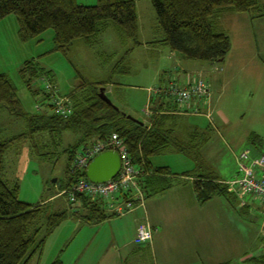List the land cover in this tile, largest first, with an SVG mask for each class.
<instances>
[{
    "label": "rangeland",
    "instance_id": "1",
    "mask_svg": "<svg viewBox=\"0 0 264 264\" xmlns=\"http://www.w3.org/2000/svg\"><path fill=\"white\" fill-rule=\"evenodd\" d=\"M76 1L85 6H93L97 2ZM134 1L138 25L136 41L139 45L131 39L123 40L109 23L90 45L79 39L63 54L55 50L52 29L27 42H21L16 17L9 15L2 19L0 74L7 75L14 84L22 111L27 115L52 112L49 104L53 98H45L50 93L49 81L45 77L35 78L28 88L26 80L19 73L23 64L29 60L36 61L49 72L56 99L67 97L82 81L110 82L105 89L110 101L127 116L141 122H148L145 112L149 100L152 98L156 101L160 97L154 94L155 89L166 87L169 82L184 84L190 79L201 77L210 88L211 98L208 106L202 105L199 114L209 113L210 118L191 113L183 117L185 123L203 132L212 127L205 132L206 142L198 149L205 169L197 173L213 172L226 182L241 178L243 173L239 169L238 160L241 152L249 150L251 158L264 155V96H261L264 94V16L253 19L250 14H224L217 29L226 33L230 39L231 46L225 59L219 63L193 61L172 52L166 45L149 44L162 38V33L156 27L155 11L151 0ZM258 1L264 5V0ZM126 69L128 72H124ZM25 131V117L10 115L5 108L0 107V142ZM187 131V127H178L177 136L185 138ZM252 134L257 135L261 142L253 143L250 140ZM76 139L77 136L69 131H63L61 136L53 138L48 135L35 137L33 142L22 139L9 147L4 155L3 181L9 186H18L21 201L32 205L46 203L49 213L68 211L70 216L47 237L41 256L32 257L28 264H50L55 258L66 264H76L75 260L79 259L80 264H87L84 260L89 257L96 259L106 245L101 236L95 237L97 227L83 225L80 217L83 211L79 209L80 212L74 214L78 206L71 204L62 194L56 195L57 180L63 181L66 175L67 155L61 152ZM44 143L49 147L44 146ZM33 144L38 145L43 153L53 154L43 159L35 154ZM150 161L154 167L166 166L175 174L196 169L192 159L170 148L161 155L151 157ZM190 196L195 201L192 192ZM107 201L109 203L105 209L111 213L114 211L110 205L113 200L108 198ZM241 202L245 205L243 208ZM195 204L196 208L202 210V216L206 214L208 238V256L196 257L194 260L198 264H211L215 261L246 264L243 261L246 257L263 252L264 241L261 239L264 238V206L260 200L250 195L242 201L233 195L230 198L215 195L207 203ZM137 209L135 213L128 211L114 217L120 219L107 223L104 231H116L117 220L122 224L129 214L139 215L145 208ZM143 222L144 219L139 220L140 224ZM120 228L124 232L116 239L115 248L119 249L121 243L129 242L123 254V258H128L137 245L134 244V236L130 237L126 225ZM222 231H233L234 242L238 231V248H234L229 255L212 244L214 239L220 238ZM43 232L40 233L41 237ZM177 254L158 249L155 253L152 250L151 253L146 251L144 262L174 264V261L181 264L186 259H193L183 253ZM212 255L218 258H212Z\"/></svg>",
    "mask_w": 264,
    "mask_h": 264
},
{
    "label": "trees",
    "instance_id": "2",
    "mask_svg": "<svg viewBox=\"0 0 264 264\" xmlns=\"http://www.w3.org/2000/svg\"><path fill=\"white\" fill-rule=\"evenodd\" d=\"M151 4L162 38L149 44L166 45L187 60L217 63L223 62L231 46L228 35L217 29L220 15L225 12L251 14L260 8L258 0H151ZM9 15L16 17L21 42L52 29L55 50L63 54L79 39L90 45L109 23L123 40L131 39L139 45L136 41L138 25L134 0H97L93 6L79 5L76 0H0V21ZM19 73L26 80L28 88L31 80L45 77L51 86L45 98H55L49 72L36 61H26ZM107 84L110 82L82 81L80 86L64 97L68 100L63 104L67 109L66 114L57 111L52 101L49 104L51 113L27 115L21 109L14 84L7 75L0 74V107L10 115L26 119L24 133L0 142V264H28L32 257L41 256L47 237L70 217L68 211L49 213L46 203L32 205L21 201L18 186H9L3 181L4 155L9 147L22 139L33 142L35 137L48 135L53 138L61 136L63 131L77 136L76 141L61 152L67 155L66 175L63 181L57 180L56 195L62 194L71 204L78 206L74 214L79 213V209L83 211L80 216L83 225L98 224L119 216L106 211L105 205L109 202L101 197L82 193L71 200L70 196L73 187L81 179H86L85 170L74 168L77 157L112 134H117L123 141L133 165L142 171L140 186L145 197L159 194L175 183L183 182L181 180L190 179L195 199L201 205L215 195L226 198L233 195L238 199L229 191L226 181L213 172L197 173L205 169L198 149L205 144L206 134L195 128L186 132L185 138L177 136L179 123L176 112L179 109L175 104L164 96L156 101L151 98L149 105L153 115L148 122L140 124L99 97L100 88L105 91ZM250 140L253 143L261 142L254 134ZM33 148L35 154L43 159L53 154L43 153L36 144H33ZM168 148L192 159L196 165L195 171L175 174L168 167H154L151 157L163 154ZM42 230L44 234L41 237ZM245 263L264 264V250L259 255L248 257ZM50 264L64 263L55 258Z\"/></svg>",
    "mask_w": 264,
    "mask_h": 264
},
{
    "label": "crops",
    "instance_id": "3",
    "mask_svg": "<svg viewBox=\"0 0 264 264\" xmlns=\"http://www.w3.org/2000/svg\"><path fill=\"white\" fill-rule=\"evenodd\" d=\"M260 5L262 4L259 3V6ZM262 6L264 7V5ZM226 13L228 12L223 13L217 19V27H218V23H220V19ZM255 13H258V15ZM250 15L252 16L253 19L256 16H261V17L264 16L262 7L260 6L259 10L251 13ZM157 45H161V44L158 43ZM190 81H192V79H190ZM261 96H264V94ZM210 98H211V94H210L207 106L209 105ZM149 108H150V105H149ZM176 113H177L176 115L178 116L177 121L179 123V127H183V126L187 127L189 129V131L187 132H190L191 130L196 128V127L189 126L183 120V117L190 115L189 113H186V112H183V113L176 112ZM193 115H206L207 118H210L209 113L208 114L207 113L193 114ZM149 118L150 117H148V119ZM210 128L212 127H208L205 130V132L210 131ZM199 131L203 132L201 130ZM181 181L183 182L175 183L167 190L159 194L150 196L152 197L151 199H147L150 197H145L144 199L145 207H144V204L143 206H137L131 211H129L128 213L137 212L138 207L143 208V209L145 208L144 211H142V213L139 215L134 214L132 216H129L130 215L129 214L125 218V222L122 224H120V220H117L118 227L116 231H110L109 233H106L104 231V228L107 225V223L109 222L112 223L114 220L120 219V217L110 218L101 223L92 224L95 227H97V230L95 233L97 235H95V237L101 236L102 240L106 241V245L104 246L103 252L97 255L98 257L96 259L89 257L86 260H84L85 263L87 264H131L130 263L131 261L133 264H149V263L144 262L146 258L145 257L146 251H150L151 253V250H152L155 253L156 249L160 250L161 252L165 251L166 253L169 251L173 254L183 253V255H187L188 258L189 257L193 258V259H186L181 264H198V262L194 260L196 257L201 258L202 256L204 257L208 256L206 214L204 213L202 216V210L199 208H196L195 206L196 205L195 203H198V202L196 201V199L194 201V199H192L190 196L191 192L194 194L192 185L190 183L191 180L184 179ZM142 219H144L143 223H146L152 229V240L150 243L137 245L135 247L136 249L133 250V252L129 255L128 258L126 257L123 258V254H125L126 252L125 248H127L130 245V243L123 242L120 244L119 249L115 248V244L117 243L116 239L119 236H122L121 232L122 233L124 232L123 230H120L121 229L120 227L121 225H126V229L129 231L130 237L132 238V236L135 235L137 226L140 224L139 220H142ZM110 230H113V229L110 228ZM102 231L104 232L102 233ZM235 236H236V241L234 242L233 231L227 232V233L222 231L220 232V238L214 239L212 244L215 247H219V249L222 252H227L229 255L231 252L234 251V248L235 249L238 248V240H237L238 231H236ZM131 255L132 257L130 258ZM212 258H218V257L212 255ZM246 259L247 257L243 261L246 262ZM75 261H76V264L78 263L80 264L81 259L75 260ZM173 263L176 264V262L174 261ZM222 263L232 264L229 261H225V262L215 261L211 264H222Z\"/></svg>",
    "mask_w": 264,
    "mask_h": 264
},
{
    "label": "built area",
    "instance_id": "4",
    "mask_svg": "<svg viewBox=\"0 0 264 264\" xmlns=\"http://www.w3.org/2000/svg\"><path fill=\"white\" fill-rule=\"evenodd\" d=\"M185 83L169 82L168 86L155 89L154 94L168 98L178 107L177 112L199 114L202 105L208 104L210 88L200 77ZM53 101L57 111L61 114L67 113V109L63 107V104L68 102L66 98L58 100L54 98ZM152 114V110L148 107L145 115L151 117ZM104 151H115L119 154L121 165L117 175L104 183H92L87 179H81L71 191V200L76 194L82 193L105 200L109 198V200H114L111 206L113 213L117 215H123L136 206H143L145 196L140 186L142 171L133 165L123 141L117 134H112L102 142L86 149L82 155L77 157L74 168L85 170L91 159ZM238 160L243 176L226 182L229 191L234 193L240 201L250 195L264 205V155L251 158L250 151L245 150L241 152ZM241 205L244 204L241 202ZM151 240L152 229L146 223L139 224L134 235V244H147Z\"/></svg>",
    "mask_w": 264,
    "mask_h": 264
},
{
    "label": "water",
    "instance_id": "5",
    "mask_svg": "<svg viewBox=\"0 0 264 264\" xmlns=\"http://www.w3.org/2000/svg\"><path fill=\"white\" fill-rule=\"evenodd\" d=\"M99 97L107 104L118 109L112 104L110 99L106 96L104 88H100ZM127 117L142 124V122L130 116ZM120 165H121V159L117 152L104 151L91 159V161L89 162L88 166L85 169V177L87 180H89L92 183H104L114 178L117 175L120 169Z\"/></svg>",
    "mask_w": 264,
    "mask_h": 264
}]
</instances>
